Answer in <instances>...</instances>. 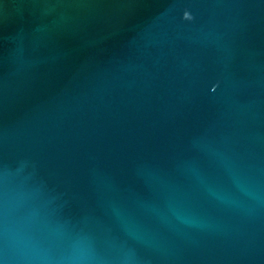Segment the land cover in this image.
Wrapping results in <instances>:
<instances>
[{
	"label": "water",
	"instance_id": "1",
	"mask_svg": "<svg viewBox=\"0 0 264 264\" xmlns=\"http://www.w3.org/2000/svg\"><path fill=\"white\" fill-rule=\"evenodd\" d=\"M0 264H264V0H0Z\"/></svg>",
	"mask_w": 264,
	"mask_h": 264
},
{
	"label": "clouds",
	"instance_id": "2",
	"mask_svg": "<svg viewBox=\"0 0 264 264\" xmlns=\"http://www.w3.org/2000/svg\"><path fill=\"white\" fill-rule=\"evenodd\" d=\"M186 20H190L191 19V16L188 15L187 13H185V17H184Z\"/></svg>",
	"mask_w": 264,
	"mask_h": 264
}]
</instances>
